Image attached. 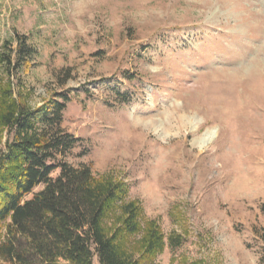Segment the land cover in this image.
Segmentation results:
<instances>
[{
	"label": "rangeland",
	"instance_id": "374dc122",
	"mask_svg": "<svg viewBox=\"0 0 264 264\" xmlns=\"http://www.w3.org/2000/svg\"><path fill=\"white\" fill-rule=\"evenodd\" d=\"M14 33V94L71 98L64 161L177 239L157 264H264V0H0V47Z\"/></svg>",
	"mask_w": 264,
	"mask_h": 264
},
{
	"label": "trees",
	"instance_id": "16d2710c",
	"mask_svg": "<svg viewBox=\"0 0 264 264\" xmlns=\"http://www.w3.org/2000/svg\"><path fill=\"white\" fill-rule=\"evenodd\" d=\"M32 58L23 36L1 42L0 264H157L177 239L144 217L123 181L64 161L79 140L61 128L71 98L56 94L32 109L14 94Z\"/></svg>",
	"mask_w": 264,
	"mask_h": 264
},
{
	"label": "bare ground",
	"instance_id": "6f19581e",
	"mask_svg": "<svg viewBox=\"0 0 264 264\" xmlns=\"http://www.w3.org/2000/svg\"><path fill=\"white\" fill-rule=\"evenodd\" d=\"M187 124H192V121L191 120H184ZM155 132H158L157 128L154 129ZM213 138V132L211 131H208L206 134H204V136L198 140L195 141V145L198 147V148H202L205 146V142L207 140H210Z\"/></svg>",
	"mask_w": 264,
	"mask_h": 264
},
{
	"label": "water",
	"instance_id": "95a60500",
	"mask_svg": "<svg viewBox=\"0 0 264 264\" xmlns=\"http://www.w3.org/2000/svg\"><path fill=\"white\" fill-rule=\"evenodd\" d=\"M211 140H212V139L207 140V141L205 142V145H207Z\"/></svg>",
	"mask_w": 264,
	"mask_h": 264
}]
</instances>
